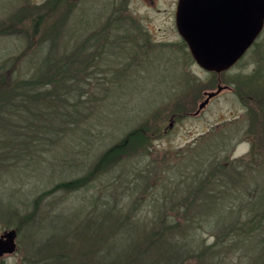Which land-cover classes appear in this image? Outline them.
<instances>
[{"label":"rangeland","instance_id":"obj_1","mask_svg":"<svg viewBox=\"0 0 264 264\" xmlns=\"http://www.w3.org/2000/svg\"><path fill=\"white\" fill-rule=\"evenodd\" d=\"M121 1L0 0V74L29 78L47 54L67 58L79 92L70 101H80L78 123L42 157L12 160L0 170V208L13 202L10 215L0 214V234L16 229L20 248L31 242H101L103 264H153L179 248L165 240L152 254H137L136 245L159 229L162 217L181 224L172 235L180 231L188 241L195 231L213 244L223 233L213 205L228 204L229 195L221 192L232 185L230 174L243 175V187L264 181V161L255 157L264 154V30L218 76L202 69L183 44L172 0L113 5ZM218 85L229 89L199 115L175 117L168 128L175 113L198 110L204 93ZM139 128L169 130L153 136L149 147L132 146L120 161L99 164L110 147ZM0 135L9 132L0 128ZM78 179L83 182L61 184ZM236 198L246 209L257 197L241 192ZM108 208L117 222L129 216L123 228L104 226ZM247 250H231L225 264H249ZM15 263L16 257H7L4 264Z\"/></svg>","mask_w":264,"mask_h":264},{"label":"trees","instance_id":"obj_2","mask_svg":"<svg viewBox=\"0 0 264 264\" xmlns=\"http://www.w3.org/2000/svg\"><path fill=\"white\" fill-rule=\"evenodd\" d=\"M183 44L187 46L185 42ZM67 63V58L64 57L52 60L51 53H49L42 58L37 70L29 78H21L11 73L0 74V128L9 132L7 136L0 135V144H3L0 146V170L12 160L21 161L34 159L36 156L42 157L43 151L61 140L67 131L78 123L80 115L76 112L80 101L79 99L70 101L69 97L72 93H77L79 96V92L76 91L78 81L75 82L74 73L68 72ZM261 88L264 89L262 86ZM174 115L178 116L179 113ZM149 131L139 128L130 133L125 140L110 147L100 158L99 164H114L121 160L122 155L128 151L127 148L130 149L135 145L143 147L153 136L165 134V129L162 128ZM261 147L263 148L264 145ZM253 149L250 151V156L255 151ZM257 156L258 154L255 156L256 159L261 158L264 161V154L259 158ZM38 159L36 158V160ZM241 160L243 162L245 159ZM230 175L232 185H227L221 192L223 196L229 195L228 204L213 202V206L216 208V211L213 212L215 215H213L215 217L213 220L218 224L217 228L223 232L218 234V238L213 244L207 245L202 242L201 235L194 230L192 232V229V234L188 235L190 236L189 240L185 241L186 236L180 232L183 229L181 224L174 221L175 218L164 216L158 223L159 229L153 230L154 232L145 237L141 244L136 245L138 247L137 254L139 256L152 254L153 248H156L155 244L168 240L183 252L180 253L179 248L171 249L168 253L166 252L164 258V254H162L161 258L155 260L153 264H188L191 260L192 264H225L231 250L247 246L246 252L251 257L249 264H264V181L256 186L251 184V186L243 187V175L235 177ZM76 182L82 183L83 180L78 179L61 184L68 188L72 184L76 185ZM234 184L236 187L233 186ZM241 192L257 197L255 201L246 205V209L243 208L245 201L236 198ZM192 193L195 194L194 191ZM12 205L13 202L10 201L6 204L7 207L0 208V214L8 211L10 215ZM179 207L182 208L180 205ZM179 207L177 206L173 210L178 213L177 208ZM217 209H219L218 212ZM113 211L112 208L104 209L102 223L113 229L123 228V224L129 219V216L121 218L117 222L113 218L116 217ZM189 220L194 219L190 217ZM214 222L210 225L213 226ZM220 228H223L224 231ZM173 229L181 230L172 235ZM179 235L181 237L178 238ZM182 241L184 243H180ZM220 245H222L221 249H217ZM139 248H144L145 252ZM121 258L124 260L123 257Z\"/></svg>","mask_w":264,"mask_h":264},{"label":"water","instance_id":"obj_3","mask_svg":"<svg viewBox=\"0 0 264 264\" xmlns=\"http://www.w3.org/2000/svg\"><path fill=\"white\" fill-rule=\"evenodd\" d=\"M176 27L195 62L208 72L231 69L264 27V0H179ZM223 88L206 93L199 113ZM16 229L0 236V256L16 248Z\"/></svg>","mask_w":264,"mask_h":264},{"label":"flooded vegetation","instance_id":"obj_4","mask_svg":"<svg viewBox=\"0 0 264 264\" xmlns=\"http://www.w3.org/2000/svg\"><path fill=\"white\" fill-rule=\"evenodd\" d=\"M133 3H135L133 0H123L121 2H114L113 5L117 7H121V8H125V7L129 8L130 5H132ZM178 3H179V0H172L170 5L173 9L177 10ZM91 4L96 5L93 2H91ZM150 4H154L153 6L155 8H159V5L157 2L152 1ZM263 30H264V27H263ZM261 34L259 35V37L261 36ZM258 38L255 40L252 46L246 51L243 57L255 46ZM211 73H215V72H211ZM220 74H218V76ZM224 87L229 89L228 86H224ZM206 93L207 92L204 93L205 98L207 97ZM205 108H203L199 113H197L198 110H195V111H183L179 113L178 116L173 115L168 128L173 127L175 117L182 118L186 116H197ZM168 130L169 129L166 128L164 132L166 133ZM4 232H2L0 236ZM26 245L27 247L20 248L19 243L16 241V248L14 251L5 252L0 256V264H4L7 257H16L15 264H103V259H104L103 254L104 253H103V247H102L103 244L101 242H98V243H70V242H51L50 241V242H33V243L31 242V243H26Z\"/></svg>","mask_w":264,"mask_h":264}]
</instances>
